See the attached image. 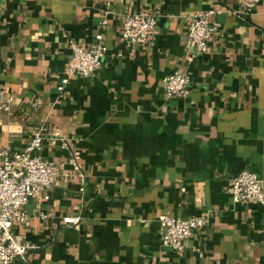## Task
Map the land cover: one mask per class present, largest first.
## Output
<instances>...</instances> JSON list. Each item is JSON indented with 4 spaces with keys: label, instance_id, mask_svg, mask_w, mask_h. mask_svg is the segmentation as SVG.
Masks as SVG:
<instances>
[{
    "label": "crops",
    "instance_id": "0c3cea01",
    "mask_svg": "<svg viewBox=\"0 0 264 264\" xmlns=\"http://www.w3.org/2000/svg\"><path fill=\"white\" fill-rule=\"evenodd\" d=\"M140 9L155 25L127 43L123 14ZM203 10L218 28L192 55L186 16ZM65 31L84 44L101 31L106 51L60 88ZM173 69L190 75L186 96L164 92ZM0 78L14 97L12 113L0 110V148H22L45 124L40 154L73 152L83 171L66 163L67 181L28 199L15 230L30 248L8 264H264V208L229 190L243 168L264 185V0L250 11L238 0H0ZM161 212L207 222L176 249L161 242Z\"/></svg>",
    "mask_w": 264,
    "mask_h": 264
},
{
    "label": "built area",
    "instance_id": "2783aa9c",
    "mask_svg": "<svg viewBox=\"0 0 264 264\" xmlns=\"http://www.w3.org/2000/svg\"><path fill=\"white\" fill-rule=\"evenodd\" d=\"M246 11H250L258 0H238ZM108 4L104 13L109 12ZM213 10L194 12L186 16L187 27L182 44L192 55L206 52L209 39L217 30V25L211 21ZM156 13L147 10H129L124 12L120 34L127 43H143L155 25ZM105 23V17L100 20ZM70 56L64 67L61 78L62 88L74 76H88L102 63V56L106 51L103 34L98 31L94 40L88 44L78 41L73 35L65 31ZM190 75L186 70L173 69L163 79L164 92L169 97L186 96L189 91ZM14 97L7 92L0 78V110L12 113ZM45 124L33 128L31 135L22 148H0V264H8L14 258H25L30 244L23 235L15 230L17 223L27 224L29 220L25 203L30 197L38 196L44 200L48 198L47 189L57 175L64 181L70 178V171L65 164H71L79 177L83 175L77 154L71 153L66 160H53L40 154L45 137ZM82 190L83 186L80 185ZM229 190L235 200H247L259 204L264 208L263 178L256 171L243 168L231 179ZM40 216H46L41 210ZM62 221L69 225L80 221L81 215L70 214L62 216ZM160 238L164 245L176 249L183 247V240L194 234L195 230L204 226L207 218L203 215L180 216L169 212L158 215Z\"/></svg>",
    "mask_w": 264,
    "mask_h": 264
}]
</instances>
